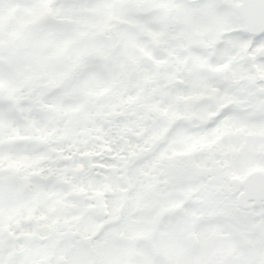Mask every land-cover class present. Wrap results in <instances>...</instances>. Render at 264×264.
Masks as SVG:
<instances>
[{"label": "snow or ice", "instance_id": "snow-or-ice-1", "mask_svg": "<svg viewBox=\"0 0 264 264\" xmlns=\"http://www.w3.org/2000/svg\"><path fill=\"white\" fill-rule=\"evenodd\" d=\"M0 264H264V0H0Z\"/></svg>", "mask_w": 264, "mask_h": 264}]
</instances>
